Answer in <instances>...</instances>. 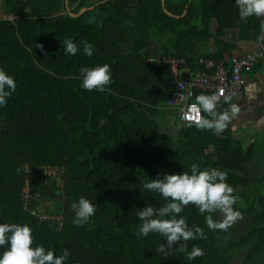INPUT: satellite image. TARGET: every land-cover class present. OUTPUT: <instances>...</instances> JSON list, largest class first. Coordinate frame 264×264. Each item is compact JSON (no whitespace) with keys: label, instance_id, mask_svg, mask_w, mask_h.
Masks as SVG:
<instances>
[{"label":"trees","instance_id":"trees-1","mask_svg":"<svg viewBox=\"0 0 264 264\" xmlns=\"http://www.w3.org/2000/svg\"><path fill=\"white\" fill-rule=\"evenodd\" d=\"M65 2L0 0V68L17 83L0 106V223L29 224L33 247L43 245L57 256L69 251L64 264H264V130L244 138L233 120L220 135L185 124L174 139L157 131L149 114L165 118L167 108L168 117L178 115L168 107L174 73L165 56L204 69L200 56L228 58L240 39L259 38L264 17L241 21L235 0H166L177 15L166 12L162 0H69L74 12L95 4L80 15L70 14ZM9 11L14 18L5 16ZM69 38L78 46L75 56L64 53ZM82 41L93 45L91 57ZM105 63L112 72L110 91L85 90L80 68ZM228 107L222 103L218 110ZM193 163L227 171L247 230L211 231L208 213L189 204L180 215L207 237L186 242L188 251L198 246L205 253L189 261L175 250L179 242L166 256L157 249L167 238L136 233L140 210L168 202L143 184L182 174ZM46 165L61 170L62 185ZM35 193L49 195L54 206L42 212ZM81 196L97 209L77 227L71 205ZM8 246H0V256Z\"/></svg>","mask_w":264,"mask_h":264},{"label":"clouds","instance_id":"clouds-1","mask_svg":"<svg viewBox=\"0 0 264 264\" xmlns=\"http://www.w3.org/2000/svg\"><path fill=\"white\" fill-rule=\"evenodd\" d=\"M235 2L241 21L246 22L252 16L264 17V0H235ZM8 13L14 15L9 11L5 12V16ZM260 29L264 34V20H261ZM63 44L65 55L77 54L78 46L72 39H65ZM82 44L83 53L91 57L93 45L87 41H82ZM39 47L43 48V45ZM80 74L82 87L85 90L110 91L108 86L113 81L109 64L82 67ZM16 91L17 83L14 77L0 68V106H6L8 98ZM231 101L232 95L226 94L223 89L211 95L197 96L196 104L207 114L206 117H202L199 112L197 113L194 118L197 126L201 130H211L214 134L220 135L241 111L239 104ZM222 103L229 104V107L220 111L218 106ZM173 116L177 119L178 115L173 114ZM184 123L188 124V122H182V125H185ZM227 177V171L215 167L201 169L198 164L193 163L189 171H183L182 174H165L163 178L157 176L156 179L144 183V189L149 192H158L168 202L159 208L147 205L137 213L141 225L136 235L147 237L149 233H158L167 238V244L162 243L157 249L159 253L166 256L174 249L173 245L177 242H179V248L175 250L187 253L189 261L203 256L205 253L201 247L193 246L191 251H188L186 242L198 238L206 239L204 229L199 225L190 227L187 218L180 213L189 204L195 205L201 215L208 213L205 221L209 230L227 232L238 219L243 218L241 212L234 207L238 203V198L234 195L235 189L228 183ZM239 206L244 208L247 205L239 201ZM71 207L75 213L74 224L81 227L89 223L91 217L95 215L97 204L81 196L78 202L72 203ZM217 212L222 214V219L219 221L213 219V214ZM32 231L27 223H0V246L10 244L0 256V264H64L70 255L69 251L64 249L63 254L57 256L54 250L46 249L43 245L33 247Z\"/></svg>","mask_w":264,"mask_h":264},{"label":"built area","instance_id":"built-area-1","mask_svg":"<svg viewBox=\"0 0 264 264\" xmlns=\"http://www.w3.org/2000/svg\"><path fill=\"white\" fill-rule=\"evenodd\" d=\"M8 17L15 15L8 13ZM264 56V41L260 40L255 48L228 58L215 59L214 57L200 56L199 62L206 68L191 70L184 57L173 55L164 59L171 63L174 73L172 95L168 100V107L175 109L182 122H195V117H203V111L196 104L197 90L211 89L214 93L223 89L232 97L244 94L246 75L244 70L251 67L257 58ZM227 59L229 64H227Z\"/></svg>","mask_w":264,"mask_h":264},{"label":"crops","instance_id":"crops-1","mask_svg":"<svg viewBox=\"0 0 264 264\" xmlns=\"http://www.w3.org/2000/svg\"><path fill=\"white\" fill-rule=\"evenodd\" d=\"M264 39V34L260 33V37L255 40L240 39L238 41L237 49L232 50L230 54H240L247 50L255 47L260 40ZM258 65L257 69L245 72L246 74V85L245 91L242 96L233 98V103H238L240 106V114L238 117L233 119L235 125V132L238 134H244L245 138H251L254 135L253 130L258 127V121L260 118L264 120V60ZM257 113V114H255ZM169 119V118H164ZM252 128V130H250ZM264 127L261 128L263 131Z\"/></svg>","mask_w":264,"mask_h":264},{"label":"rangeland","instance_id":"rangeland-1","mask_svg":"<svg viewBox=\"0 0 264 264\" xmlns=\"http://www.w3.org/2000/svg\"><path fill=\"white\" fill-rule=\"evenodd\" d=\"M173 110V109H172ZM174 112H177L176 110H173ZM169 113L170 111L166 110L162 113L164 114L166 117L165 118H169L167 120H170L171 117H173V114L172 116L168 117L169 116ZM257 114V113H255ZM261 117H264V115H260ZM176 123L181 126L182 125V121L180 120L179 116H177V119H176ZM264 127V120L262 118L259 119L258 121V127H255V130H253V134L254 136L255 135H259V132H261V128ZM264 129V128H263ZM252 130V128L250 129ZM242 136H245L244 134H242ZM245 138V137H244ZM46 172L48 174H51V176L57 178V183L59 185H62V182H61V170H58L55 166H49L46 165ZM28 184L30 182V180L28 179ZM30 187L28 185H26L25 187V197L28 198L31 196V192L29 191ZM34 197H36L37 200H40V204H39V208L42 212H45L46 211V208H50V206H54V202H53V199L49 196V195H45L43 196L41 193H35L34 194ZM242 219H238L230 228H234L235 229V232L237 234H243L246 232L247 230V219H246V216L242 215Z\"/></svg>","mask_w":264,"mask_h":264},{"label":"water","instance_id":"water-1","mask_svg":"<svg viewBox=\"0 0 264 264\" xmlns=\"http://www.w3.org/2000/svg\"><path fill=\"white\" fill-rule=\"evenodd\" d=\"M162 3H163V7H164L166 12H168L171 15H177V14L173 13L172 11H170L166 7V0H162ZM65 5H66V8H67V10H68V12L70 14H72V15H80L84 11H86L88 8L93 7L95 4L90 5V6H83V7H81V9L78 12H74L72 10V8L69 5V0H66ZM186 12H187V8L184 10V13H186ZM149 114L158 123L157 131L165 132L166 134L172 136L174 139L178 138L179 131H180V126L176 124L175 116H173L170 120H166V119H164L162 117H159L158 115H154L152 113H149ZM184 124H186V123H184ZM188 124H196V123L195 122H188Z\"/></svg>","mask_w":264,"mask_h":264}]
</instances>
